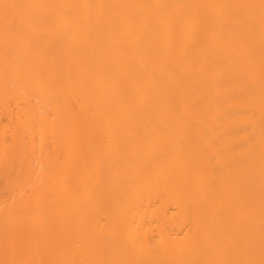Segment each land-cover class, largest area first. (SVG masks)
Returning <instances> with one entry per match:
<instances>
[{
    "label": "bare ground",
    "instance_id": "obj_1",
    "mask_svg": "<svg viewBox=\"0 0 264 264\" xmlns=\"http://www.w3.org/2000/svg\"><path fill=\"white\" fill-rule=\"evenodd\" d=\"M0 264H264V0H0Z\"/></svg>",
    "mask_w": 264,
    "mask_h": 264
}]
</instances>
